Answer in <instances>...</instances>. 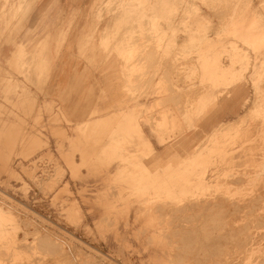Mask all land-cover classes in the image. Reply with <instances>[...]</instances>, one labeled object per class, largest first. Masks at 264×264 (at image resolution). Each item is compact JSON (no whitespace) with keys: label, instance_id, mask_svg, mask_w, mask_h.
Masks as SVG:
<instances>
[{"label":"rangeland","instance_id":"1","mask_svg":"<svg viewBox=\"0 0 264 264\" xmlns=\"http://www.w3.org/2000/svg\"><path fill=\"white\" fill-rule=\"evenodd\" d=\"M86 8L0 0V264H264V0Z\"/></svg>","mask_w":264,"mask_h":264},{"label":"crops","instance_id":"2","mask_svg":"<svg viewBox=\"0 0 264 264\" xmlns=\"http://www.w3.org/2000/svg\"><path fill=\"white\" fill-rule=\"evenodd\" d=\"M27 1H29V0H27ZM32 1L30 0L29 2L37 3V4H41V5H45V6L52 5L53 3H60V2L67 1L68 4L73 6V9L75 11L83 14V13H85V11H87L86 6L91 5L95 0H32ZM66 18H68V17L62 15L61 19H66ZM79 19L82 20V19H85V17L79 16Z\"/></svg>","mask_w":264,"mask_h":264},{"label":"bare ground","instance_id":"3","mask_svg":"<svg viewBox=\"0 0 264 264\" xmlns=\"http://www.w3.org/2000/svg\"><path fill=\"white\" fill-rule=\"evenodd\" d=\"M30 1V0H29ZM32 1V0H31ZM23 2V1H22ZM33 2V1H32ZM21 3V2H20ZM125 8H127V6L125 7ZM168 10V9H167ZM195 11V10H194ZM131 17V16H130ZM135 18V17H134ZM151 21V20H150ZM131 24V23H130ZM119 27V26H118ZM134 30V29H133ZM128 32V31H127ZM126 32V33H127ZM129 32H131V31H129ZM129 36V35H128ZM147 40V39H146ZM174 51V50H173ZM172 51V52H173ZM48 52V51H47ZM177 55V54H176ZM174 58V57H173ZM175 69H176V67H175ZM174 69V70H175ZM167 71V70H166ZM136 77H138V76H136ZM154 78V77H153ZM147 81H148V79H147ZM145 85V84H144ZM39 87V86H38ZM139 88V87H138ZM28 89H30V88H28ZM181 96V95H180ZM184 96V95H183ZM182 96V97H183ZM168 97V96H167ZM176 99V98H175ZM171 100V99H170ZM163 103V102H162ZM170 112V111H169ZM181 114V113H180ZM169 116V115H168ZM160 117V116H159ZM255 117V116H254ZM236 120V119H235ZM234 120V121H235ZM238 120V119H237ZM264 123V122H263ZM174 125V124H173ZM178 126V125H177ZM263 127V126H262ZM165 128V127H164ZM173 130V129H172ZM177 135V134H176ZM259 139V138H258ZM255 153V152H254ZM244 158V157H243ZM239 164V163H238ZM240 165V164H239ZM246 168V167H245ZM250 169V168H249ZM240 182V181H239ZM243 182V181H242ZM257 187V186H256ZM255 188V187H254ZM51 190V189H50ZM233 190V189H232ZM229 199V198H228ZM256 199V198H255ZM237 201V200H236ZM219 202V201H218ZM233 204V203H232ZM7 205V204H6ZM161 208V207H160ZM254 208V207H253ZM2 210V209H1ZM3 211V210H2ZM2 213H4V212H2ZM6 214V213H5ZM14 215V214H13ZM83 216V215H82ZM1 217V216H0ZM10 217V216H9ZM39 217V216H38ZM7 218V217H6ZM11 218V217H10ZM12 220V219H11ZM181 220H183V219H181ZM186 221V220H185ZM3 222V221H2ZM5 222V221H4ZM3 222V223H4ZM13 222V221H12ZM198 222V221H197ZM8 223V222H7ZM10 223V222H9ZM5 224H6V222H5ZM13 224V223H12ZM184 225V224H183ZM2 226V225H1ZM8 226V225H7ZM7 226H6V228H7ZM10 226V225H9ZM15 227V226H14ZM5 228V227H4ZM245 228V227H244ZM249 228V227H248ZM11 229V228H10ZM15 229V228H14ZM13 229V230H14ZM247 229V228H246ZM3 230V229H2ZM8 230V229H7ZM206 230V229H205ZM4 231V230H3ZM6 231V230H5ZM236 232V231H235ZM10 233V232H9ZM239 233V232H238ZM4 234V233H3ZM11 234V233H10ZM2 235V234H1ZM226 235V234H225ZM237 235V234H236ZM235 235V236H236ZM4 237V236H3ZM45 237V236H44ZM238 237V236H237ZM209 238V237H208ZM218 238V237H217ZM249 238H250V236H249ZM11 239V238H10ZM47 240V239H46ZM53 240V239H52ZM71 240V239H70ZM249 240V239H248ZM54 242H55V240H53ZM245 242V241H244ZM56 243V242H55ZM18 244V243H17ZM57 244V243H56ZM221 244V243H220ZM242 244L243 243H241V246H242ZM49 245H51V243H49ZM53 245V244H52ZM55 245V244H54ZM53 245V246H54ZM244 245V244H243ZM47 246V245H46ZM46 246H45V248H46ZM56 246H58V245H56ZM15 247V246H14ZM48 248H49V246H47ZM59 248V247H58ZM61 248V247H60ZM49 249H52V248H49ZM55 249H56V247H55ZM241 249V248H240ZM17 250V249H16ZM20 249H18L17 251H19ZM54 249H52V251H53ZM62 250V249H61ZM72 250V249H71ZM242 250V249H241ZM2 251V250H1ZM6 251V250H5ZM31 251V250H30ZM63 251V250H62ZM186 251V250H185ZM21 252V251H20ZM48 252V251H47ZM58 252V251H57ZM74 252V251H73ZM88 252V251H87ZM19 253V252H18ZM13 254H14V252H13ZM15 255H16V251H15ZM19 256V255H18ZM52 256V255H51ZM13 257V256H12ZM16 257V256H15ZM57 257V256H56ZM65 257V256H64ZM187 257V256H186ZM20 260V259H19ZM52 260V259H51ZM71 260V259H70ZM12 261V260H11ZM55 261V260H54ZM264 261V260H263ZM0 262H1V260H0ZM56 262V261H55ZM2 263V262H1Z\"/></svg>","mask_w":264,"mask_h":264}]
</instances>
